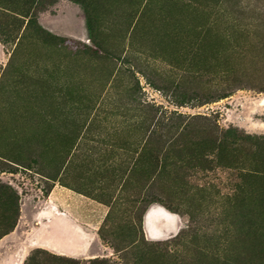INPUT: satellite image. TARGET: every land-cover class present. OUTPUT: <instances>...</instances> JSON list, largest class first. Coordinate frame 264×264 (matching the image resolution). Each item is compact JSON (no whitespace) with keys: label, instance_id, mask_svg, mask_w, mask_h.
Masks as SVG:
<instances>
[{"label":"rangeland","instance_id":"rangeland-1","mask_svg":"<svg viewBox=\"0 0 264 264\" xmlns=\"http://www.w3.org/2000/svg\"><path fill=\"white\" fill-rule=\"evenodd\" d=\"M0 44V264H264V0H0Z\"/></svg>","mask_w":264,"mask_h":264},{"label":"crops","instance_id":"crops-1","mask_svg":"<svg viewBox=\"0 0 264 264\" xmlns=\"http://www.w3.org/2000/svg\"><path fill=\"white\" fill-rule=\"evenodd\" d=\"M6 60H7V55L4 51V48L0 44V67L5 64ZM79 207L82 210L85 207V205L83 206L81 204ZM53 208L55 210L59 211V208L57 205H54ZM65 208H66L65 213H60V214L58 213L59 215H55L53 213V211L50 210L49 214L53 215L54 217H59L58 218L59 222L63 223L65 226L67 225V227L68 226L72 227V225H73L72 220L74 218V214H73L74 209H72L73 206H72V204L69 203L68 200L65 201ZM158 208L161 209L163 212L159 213V210H157ZM45 215L46 214H44V216H41V217H45ZM152 216L161 217V218H164L166 220H172L171 216L165 210H163L161 207L151 206L145 213V217H146L147 225H148V230L150 228L149 221H150V218ZM58 229L59 228H57V229L54 228L53 231H58ZM57 233H59V232H54V235H56V237L54 239L53 238L52 239H46L42 243L37 244L35 247H40L43 249H47L50 251H54L56 253L69 255V256H79L86 251V245H87L86 240H85V243L83 241L81 243V245H78V243L76 241L71 240L72 238H66V236L64 237L62 234H61V236H57ZM150 234H151V232H150ZM157 235L159 236L160 233L157 231L153 233V236H157ZM77 239L83 240L85 238H83V236H77Z\"/></svg>","mask_w":264,"mask_h":264},{"label":"trees","instance_id":"trees-1","mask_svg":"<svg viewBox=\"0 0 264 264\" xmlns=\"http://www.w3.org/2000/svg\"><path fill=\"white\" fill-rule=\"evenodd\" d=\"M90 35V34H89ZM178 236L175 237V241L177 240ZM174 240L172 242H174ZM41 252L40 251H34L32 252L26 259L25 263L24 264H39V260L40 258L38 257L39 254Z\"/></svg>","mask_w":264,"mask_h":264},{"label":"bare ground","instance_id":"bare-ground-1","mask_svg":"<svg viewBox=\"0 0 264 264\" xmlns=\"http://www.w3.org/2000/svg\"><path fill=\"white\" fill-rule=\"evenodd\" d=\"M157 210H159V213H162V212H163V211H162L161 209H159V208H158Z\"/></svg>","mask_w":264,"mask_h":264}]
</instances>
